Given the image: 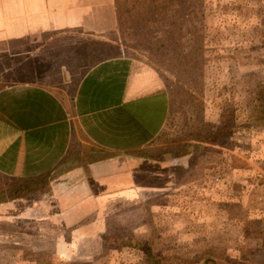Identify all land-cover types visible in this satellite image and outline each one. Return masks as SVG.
Wrapping results in <instances>:
<instances>
[{
  "label": "rangeland",
  "instance_id": "obj_1",
  "mask_svg": "<svg viewBox=\"0 0 264 264\" xmlns=\"http://www.w3.org/2000/svg\"><path fill=\"white\" fill-rule=\"evenodd\" d=\"M116 2L112 40L166 86L152 153L174 160L175 187L119 197L103 221L82 222L95 237L73 238L83 252L71 257L56 251L50 222H0V264H148L147 251L160 264H264V0ZM48 182L8 197L41 199Z\"/></svg>",
  "mask_w": 264,
  "mask_h": 264
},
{
  "label": "crops",
  "instance_id": "obj_2",
  "mask_svg": "<svg viewBox=\"0 0 264 264\" xmlns=\"http://www.w3.org/2000/svg\"><path fill=\"white\" fill-rule=\"evenodd\" d=\"M116 4L0 0V222H50L66 257L75 237H95L82 222L103 221L119 197L175 187L174 160L150 156L169 116L166 86L112 40ZM48 178L42 200L8 197Z\"/></svg>",
  "mask_w": 264,
  "mask_h": 264
},
{
  "label": "trees",
  "instance_id": "obj_3",
  "mask_svg": "<svg viewBox=\"0 0 264 264\" xmlns=\"http://www.w3.org/2000/svg\"><path fill=\"white\" fill-rule=\"evenodd\" d=\"M260 101H261V98H260ZM257 107L259 108V112L256 113V120H257L258 123H264V104H263V102L260 103V104H258ZM142 156L145 157V158H147L148 157V154L146 152H144ZM150 156L154 160H158L155 157L154 153H153V155H150ZM18 184H20V182L17 181V182H12L11 184L8 183V184H5V185L6 186L15 185L16 186ZM146 260H147L148 264H160V261H162L161 259H159L158 257H156L154 254H152L151 251H147L146 252Z\"/></svg>",
  "mask_w": 264,
  "mask_h": 264
}]
</instances>
